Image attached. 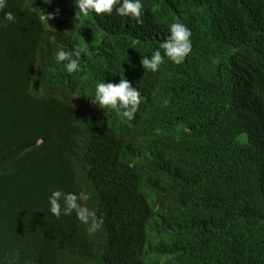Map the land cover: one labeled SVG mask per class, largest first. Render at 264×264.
Listing matches in <instances>:
<instances>
[{
	"label": "trees",
	"instance_id": "obj_1",
	"mask_svg": "<svg viewBox=\"0 0 264 264\" xmlns=\"http://www.w3.org/2000/svg\"><path fill=\"white\" fill-rule=\"evenodd\" d=\"M9 4L15 21L0 16V264H54L52 251L59 264H264V0H142V23L115 10L84 17L71 0ZM176 20L191 30V53L144 70L141 57ZM22 25L34 44L19 45ZM57 46L84 49L78 72L56 64ZM52 77L68 101L36 98ZM120 77L143 97L131 121L88 98L94 83ZM133 173L149 180L144 194ZM107 185L137 192L140 224L113 199L97 208L116 220L95 233L48 210L53 189L101 201Z\"/></svg>",
	"mask_w": 264,
	"mask_h": 264
},
{
	"label": "clouds",
	"instance_id": "obj_2",
	"mask_svg": "<svg viewBox=\"0 0 264 264\" xmlns=\"http://www.w3.org/2000/svg\"><path fill=\"white\" fill-rule=\"evenodd\" d=\"M10 1L0 0V16L6 24H11L15 21L13 6L9 4ZM43 2L50 4L51 0H43ZM71 4L75 8L76 13L78 11L84 17H87L90 13H95L97 16L101 14L111 15L113 10H115L117 16L134 19L137 23L143 22L141 20L143 10L142 0H71ZM56 12L58 13L59 9ZM54 15L48 14L47 20L52 19ZM18 33L21 36V40L19 39L20 46H23L24 43L34 44L36 35L28 29V26L22 25ZM168 33L158 48L152 51L150 55L141 57L140 64L144 70L153 73L157 72L165 62V59L173 64H181L191 53L192 33L185 24L179 20L169 23ZM49 39L55 40V36H49ZM161 50L163 51V55ZM83 52L84 49L79 46L72 50L57 46L52 58L68 74H73L79 71L80 58ZM36 93V98L44 103H54L56 100L65 102L69 99L57 91L53 77L47 78L42 85H37ZM88 98H90V103L101 108L102 112L107 113L105 109H110L127 121L135 118L139 105L143 101V97L138 88L133 86L126 77H120L118 82H105V80H100L94 83L92 94ZM152 158L156 160L161 159L159 156ZM133 177L139 192L144 194L148 190L149 180L145 179L143 174L138 175L133 173ZM134 194H137L134 189L107 185L104 198L101 201H91L89 194L84 190L64 192L60 189H53L48 195V210L55 217H59L62 213L68 215L67 219L78 220L87 226L89 233H95L104 226V223H112L116 220L111 218L108 212H100L97 208L99 202L113 199L120 205L119 209L133 215L130 219V226H135L140 224L146 215L138 208ZM93 204H95V208ZM113 211L115 213L118 212V210ZM74 238L75 236H71L68 240L70 246H73ZM58 253L57 251H52V254L57 256L55 258H48L47 262L56 260L54 264L61 263L63 260L60 259L62 257ZM42 264L45 263L42 262Z\"/></svg>",
	"mask_w": 264,
	"mask_h": 264
}]
</instances>
